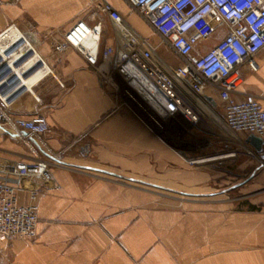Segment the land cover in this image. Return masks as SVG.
<instances>
[{
	"label": "crops",
	"instance_id": "0c3cea01",
	"mask_svg": "<svg viewBox=\"0 0 264 264\" xmlns=\"http://www.w3.org/2000/svg\"><path fill=\"white\" fill-rule=\"evenodd\" d=\"M108 2L132 26L136 14L128 4ZM89 3L0 0V29L12 22L36 26L38 51L54 73L22 94L12 112L44 114L49 146L67 150L65 166L52 169L50 187L39 198L36 239L0 238V264H264V167L219 189L209 177H146L147 154L161 159L162 137L127 107L115 111L120 99L75 49L54 52L59 36L48 34L65 32L78 19L89 25L102 20L101 47L114 44L107 17L86 14ZM255 61L256 71L239 69L240 98L254 96L264 108V50ZM251 136L238 138L258 153L261 146ZM0 147L25 151L1 133ZM141 185H174V204ZM25 200L22 190L19 202Z\"/></svg>",
	"mask_w": 264,
	"mask_h": 264
},
{
	"label": "built area",
	"instance_id": "2783aa9c",
	"mask_svg": "<svg viewBox=\"0 0 264 264\" xmlns=\"http://www.w3.org/2000/svg\"><path fill=\"white\" fill-rule=\"evenodd\" d=\"M123 1L159 35L172 62L108 0H92L88 15L107 17L113 45L101 47L102 20L89 25L78 19L65 32L48 34L59 36L54 52L75 49L120 99L115 111L127 107L161 137L163 126L183 129L209 118L229 134L254 135L264 142V108L254 96L240 98L239 92V69L246 65L256 71L255 57L264 50V0ZM40 39L34 25L12 22L0 29V133L25 149L0 147V238L7 241L36 239L39 198L50 187L52 169L64 165L65 151L48 144L47 117L12 112L34 83L54 74L38 51ZM22 190L24 203L19 202Z\"/></svg>",
	"mask_w": 264,
	"mask_h": 264
},
{
	"label": "rangeland",
	"instance_id": "374dc122",
	"mask_svg": "<svg viewBox=\"0 0 264 264\" xmlns=\"http://www.w3.org/2000/svg\"><path fill=\"white\" fill-rule=\"evenodd\" d=\"M89 10L90 8L86 10V14ZM130 23L140 35L149 39L163 58L173 61L169 50L161 43L159 35L143 19L136 14ZM162 128L164 142L162 156L161 159L159 157L153 159L149 157L154 154H147L148 178L174 181V175L184 178L209 177L211 186L219 189L226 182L258 174L264 167V157L260 156L263 152L249 153L238 138L240 134L233 135L223 131L209 118L183 129H177L174 124ZM66 151L61 158L62 164ZM197 160L200 163H192ZM140 187L153 190L164 196L162 197L164 202L174 204V185Z\"/></svg>",
	"mask_w": 264,
	"mask_h": 264
},
{
	"label": "water",
	"instance_id": "95a60500",
	"mask_svg": "<svg viewBox=\"0 0 264 264\" xmlns=\"http://www.w3.org/2000/svg\"><path fill=\"white\" fill-rule=\"evenodd\" d=\"M250 140L253 141V142H257L259 146H261V148L259 147V152H262V146L264 145V142L263 140H261L260 138L258 137H255L254 135H252L250 137ZM264 157V156H262Z\"/></svg>",
	"mask_w": 264,
	"mask_h": 264
},
{
	"label": "bare ground",
	"instance_id": "6f19581e",
	"mask_svg": "<svg viewBox=\"0 0 264 264\" xmlns=\"http://www.w3.org/2000/svg\"><path fill=\"white\" fill-rule=\"evenodd\" d=\"M35 78H36V77H33L29 82H33V81L35 80ZM29 82H28V83H29ZM215 119H216V121H218V122L220 121V118H219L218 116H216V115H215ZM260 156H262V155L260 154Z\"/></svg>",
	"mask_w": 264,
	"mask_h": 264
}]
</instances>
